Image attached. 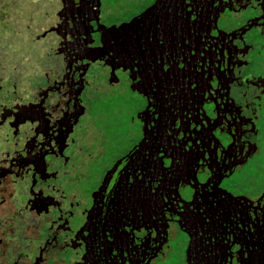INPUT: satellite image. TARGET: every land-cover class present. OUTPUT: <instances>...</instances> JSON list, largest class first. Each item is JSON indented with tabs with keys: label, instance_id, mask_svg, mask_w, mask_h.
I'll use <instances>...</instances> for the list:
<instances>
[{
	"label": "flooded vegetation",
	"instance_id": "flooded-vegetation-1",
	"mask_svg": "<svg viewBox=\"0 0 264 264\" xmlns=\"http://www.w3.org/2000/svg\"><path fill=\"white\" fill-rule=\"evenodd\" d=\"M7 1L0 264H167L178 245L180 264H264V179L237 184L264 152V0H63L74 40L53 58ZM97 58L104 96L138 97L126 138L90 107Z\"/></svg>",
	"mask_w": 264,
	"mask_h": 264
},
{
	"label": "rangeland",
	"instance_id": "rangeland-1",
	"mask_svg": "<svg viewBox=\"0 0 264 264\" xmlns=\"http://www.w3.org/2000/svg\"><path fill=\"white\" fill-rule=\"evenodd\" d=\"M2 1L6 2L7 0ZM102 1L103 5L101 12L103 11V15H105L106 12H110L112 17L119 16L121 14L122 8L126 7L124 3H120L115 6L114 3H111V0ZM8 2L9 1L6 3ZM8 6L9 4H7V6H3L2 11L8 12V10H10ZM20 13L21 27L23 28L26 24V16L30 15L29 18L32 20V26L35 27L34 31L36 36L42 37L43 41H48L46 44H43V41L35 42V45L40 48L38 51L43 58L45 55L48 57L50 52L52 53L51 57L53 58V51L55 50L54 48L57 47L59 42L65 41V46L68 49L72 47V42L74 40L72 30L75 27V23H73L74 19H71L69 22L67 21L68 15L63 0H23ZM87 19L88 17L86 16L85 18L78 21L76 27L78 29L80 28L81 30L85 24L84 21ZM85 32L87 35L83 37V41L87 43L90 50H97V52H99L101 47L99 45L98 36L95 34V28H88L85 30ZM21 33L24 44L27 45L26 40L29 35L23 34V32ZM53 62L55 61L53 60ZM106 67L107 66L105 62L102 59L97 58L96 61L91 62L89 68L83 72V78H85L88 83L93 84L94 86L93 90L90 92L94 99L93 102L90 103V107L99 109V115H97L98 113L96 114L99 116L98 123L104 125L107 128L108 133L113 132L114 134L116 131L117 134L116 136L114 135L115 139H122L123 137L126 138L129 131L132 130L131 121L128 119V115L132 110V104L130 103H136L138 97L130 93L129 90L126 89L125 85H121L113 97L104 96L102 91L105 92V88L107 87L106 78H104ZM108 94H112V92L109 91ZM125 111H127L126 117L124 116ZM117 120H119L120 124L122 125L120 128V136L122 137L119 136V129L116 130L117 126H119V121L117 122ZM246 173L247 174L242 176L237 182L238 185H254L264 179V152L262 157H256L253 160V163ZM179 249L180 247L178 245L175 253H173L170 259L167 261V264H180Z\"/></svg>",
	"mask_w": 264,
	"mask_h": 264
},
{
	"label": "trees",
	"instance_id": "trees-1",
	"mask_svg": "<svg viewBox=\"0 0 264 264\" xmlns=\"http://www.w3.org/2000/svg\"><path fill=\"white\" fill-rule=\"evenodd\" d=\"M123 31V30H122ZM171 71V70H170ZM170 71H169V73H170Z\"/></svg>",
	"mask_w": 264,
	"mask_h": 264
}]
</instances>
